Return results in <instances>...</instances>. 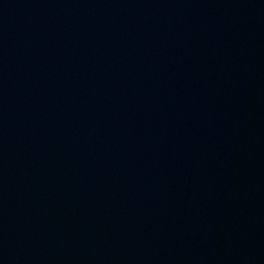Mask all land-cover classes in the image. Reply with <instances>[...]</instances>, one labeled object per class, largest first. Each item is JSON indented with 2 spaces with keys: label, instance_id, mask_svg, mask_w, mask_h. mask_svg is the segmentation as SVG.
I'll use <instances>...</instances> for the list:
<instances>
[{
  "label": "water",
  "instance_id": "1",
  "mask_svg": "<svg viewBox=\"0 0 264 264\" xmlns=\"http://www.w3.org/2000/svg\"><path fill=\"white\" fill-rule=\"evenodd\" d=\"M0 264H264V0H0Z\"/></svg>",
  "mask_w": 264,
  "mask_h": 264
}]
</instances>
